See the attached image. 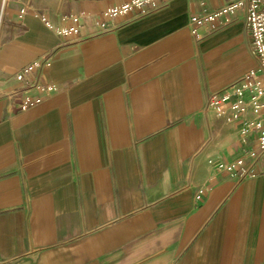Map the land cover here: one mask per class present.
<instances>
[{"label": "crops", "instance_id": "0c3cea01", "mask_svg": "<svg viewBox=\"0 0 264 264\" xmlns=\"http://www.w3.org/2000/svg\"><path fill=\"white\" fill-rule=\"evenodd\" d=\"M122 1L0 0V264H264V171L209 163L240 153L208 102L258 65L243 11L198 39L191 16L236 0H167L94 34ZM48 56L55 92L18 109Z\"/></svg>", "mask_w": 264, "mask_h": 264}, {"label": "built area", "instance_id": "2783aa9c", "mask_svg": "<svg viewBox=\"0 0 264 264\" xmlns=\"http://www.w3.org/2000/svg\"><path fill=\"white\" fill-rule=\"evenodd\" d=\"M1 0L2 10L11 2ZM167 0H123L110 5L95 21L94 34L114 31L124 22L154 11ZM25 7L21 13L25 12ZM243 11L246 30L249 33L252 53L258 60L257 67L249 70L232 91L221 96L213 95L208 107L217 115L227 116L229 121L239 124L240 153L231 160L209 159L218 171L246 178L256 175L259 166L264 171V0H236L208 12L197 13L190 18V29L196 38L200 30L215 32ZM71 23L55 28L62 37L75 36L80 32V16H73ZM51 26V23L47 21ZM51 56L36 59L15 73L20 85L7 93L8 99L20 110H27L51 96L56 86L44 77L51 66ZM200 195H197L199 198Z\"/></svg>", "mask_w": 264, "mask_h": 264}]
</instances>
